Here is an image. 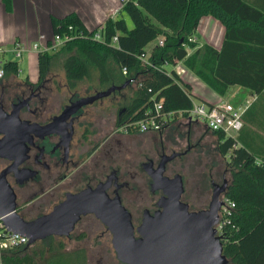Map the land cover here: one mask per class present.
<instances>
[{
    "label": "trees",
    "instance_id": "trees-1",
    "mask_svg": "<svg viewBox=\"0 0 264 264\" xmlns=\"http://www.w3.org/2000/svg\"><path fill=\"white\" fill-rule=\"evenodd\" d=\"M2 2L6 12L12 13L13 0ZM247 7L242 0H128L116 18L106 22L104 42L93 40L95 31H89L75 13L61 19L53 17L54 37H64L69 27L85 36L65 43L55 53L38 54L39 77L42 80L51 77L57 60H62L69 87L75 88L97 72L100 86L107 90L126 84L128 78L123 75L122 68L127 67L129 77L141 81L143 87H136L133 95L126 98L119 127L145 119L161 100L165 112H187L193 108L191 87L176 74L167 73V66L179 63L220 96H225L232 85L261 93L264 68H253L254 74L246 76L242 75L243 70L229 67V26L236 25V19L243 20L242 8ZM207 16L225 25L227 33L223 47L218 51L205 46L189 55L188 48L195 47L189 40L196 36L202 19ZM126 17L132 20V29ZM115 36L118 37L117 46L112 45ZM159 38L164 39V46L153 49L149 61L154 68H147L140 57ZM5 70L6 77H17L18 62H6ZM214 134L231 174L226 197L236 203L231 224L223 230L224 254L231 264H264V166L256 164L259 158L247 146H238L239 136L233 139L223 132ZM33 246L5 251L2 264H89L85 248L69 251L57 238H50L46 248L36 250Z\"/></svg>",
    "mask_w": 264,
    "mask_h": 264
},
{
    "label": "flooded vegetation",
    "instance_id": "flooded-vegetation-1",
    "mask_svg": "<svg viewBox=\"0 0 264 264\" xmlns=\"http://www.w3.org/2000/svg\"><path fill=\"white\" fill-rule=\"evenodd\" d=\"M9 78L0 79V118L19 109L21 122L43 127L34 129L26 137V129L18 127L17 141L21 143L22 139L27 140L21 146L15 144L12 147H17L13 149L7 146L5 157H0V174L8 172L6 179L17 196L18 212L27 221L49 214L66 200L68 194H78L89 187L96 188L101 183L109 182L108 196L111 199L119 196L122 205L131 214L134 227L138 228L146 212L154 215L159 210L158 202L163 195L162 191H153V180L148 171L158 169L164 158L175 155L166 165L164 176L173 178L182 175L180 170L184 167H178L176 163L179 161L188 165L201 146V136L194 124H187L186 131L178 128L169 135L167 130L159 133L122 131L118 126L122 117L121 110L118 112L115 130L102 135L99 108L105 99L111 98L116 92L108 98L83 106L77 113L59 120L55 126L47 129L57 117L63 115L67 107L81 99L96 96L101 90H89L81 96L69 89L71 95L68 103L56 109L52 102L55 95L52 77L21 82H11ZM8 138L9 134L0 135V140L6 139L8 144L12 143ZM123 160L126 164L122 165ZM184 187L182 201L189 205L190 211L203 210L193 207L191 201L185 199V180ZM141 201L146 204L140 205L143 214H139L140 207L138 215H135L132 204ZM51 203L54 204L52 210L42 212ZM80 224L85 238L96 236L99 244L108 242L111 235L112 243V233L94 214L83 216L76 228ZM102 227L106 230H100Z\"/></svg>",
    "mask_w": 264,
    "mask_h": 264
},
{
    "label": "water",
    "instance_id": "water-1",
    "mask_svg": "<svg viewBox=\"0 0 264 264\" xmlns=\"http://www.w3.org/2000/svg\"><path fill=\"white\" fill-rule=\"evenodd\" d=\"M129 85L127 81L123 86L111 87L96 96L77 101L46 128L55 126L59 120L77 113L85 105L125 90ZM19 112L18 109L0 118V135L9 134L8 141L12 140L10 144L6 139L0 140V157H5L7 146L18 143L21 146L27 140L17 141L18 127L26 129L25 137L34 129L43 128L38 124L21 122ZM175 157L164 158L158 169L148 171L153 180V191H162L163 195L158 202L159 210L154 215L146 212L138 228L134 227L131 214L122 205L119 196L114 199L108 196L109 182L96 188L89 187L78 194H68L66 200L49 214L27 221L18 212L17 196L7 182V171L0 174V218L10 231L26 236L28 246H32L53 236H71L83 216L94 214L112 233L113 248L118 260L124 264H231L224 254L222 237L217 235L216 229L223 207L221 197L226 196L228 188L227 181L223 186L214 185L208 209L191 212L189 205L182 201L185 192L182 175L173 178L164 176L166 165Z\"/></svg>",
    "mask_w": 264,
    "mask_h": 264
},
{
    "label": "crops",
    "instance_id": "crops-1",
    "mask_svg": "<svg viewBox=\"0 0 264 264\" xmlns=\"http://www.w3.org/2000/svg\"><path fill=\"white\" fill-rule=\"evenodd\" d=\"M242 1L249 7L242 8V21L236 19V25L229 26V67L239 68L244 71L242 75L248 76L254 74L253 68H264V0ZM121 5L122 0H13V12L7 13L0 0V48L10 52L16 41L31 48L42 37L50 40L54 37L52 18L61 19L72 13L80 17L89 31H94L106 24L111 10L118 9ZM226 33L227 29L219 19L213 16L203 18L195 36V47L188 48L189 55L205 46L220 51ZM160 39L163 38L158 40ZM158 40L148 46L149 55L157 46ZM25 54L29 55L30 62L36 55L33 52ZM38 77L39 74L36 78L28 77L27 80L36 81ZM181 80L191 87L193 105L197 103L213 106L228 102L239 108L251 103L243 116L244 127L237 134L241 140L238 146L245 145L259 159H264V90L256 93L247 87L232 85L225 96H220L191 71ZM187 124L205 126L208 130L205 124L196 121H187Z\"/></svg>",
    "mask_w": 264,
    "mask_h": 264
},
{
    "label": "rangeland",
    "instance_id": "rangeland-1",
    "mask_svg": "<svg viewBox=\"0 0 264 264\" xmlns=\"http://www.w3.org/2000/svg\"><path fill=\"white\" fill-rule=\"evenodd\" d=\"M126 20L129 28L132 29V20L129 17H126ZM37 57L38 54L34 55V59L30 62L28 54H25L21 59H16L12 53L2 55V60L16 61L22 70L19 77L12 76L11 79L9 78V81L13 82L15 80L21 82L27 80L28 77L32 79L36 78L39 74ZM168 69L171 70L172 68L168 67ZM51 77L53 78V88L55 90L52 102L56 109L68 103L71 95L69 89H73L74 93H79L81 96L86 95L89 90L94 91L98 89L104 91L100 86L99 74L97 72H93L90 79L79 83L75 88H69L62 60H57ZM135 88V86H132L130 89H125L103 101L99 108L102 135H107L110 131L115 130L114 126H117L118 112L125 107L124 103L126 98H130L133 95ZM178 128L182 131L187 130V120L185 118L179 117L171 124L166 132H168L167 134L169 135L173 130H177ZM195 130L198 135L201 136L202 140L199 151L193 155V161L188 165H183L184 163L179 161L176 165H178V167H184V169L180 171L186 183L187 193L185 199L191 201L193 207L206 210L213 197L215 189L213 184L223 186L227 181L229 186L231 182V174L228 171L227 158L223 156L219 150L218 137L214 133L206 131L202 126L196 127ZM123 163L126 164L125 160H123L121 164L123 165ZM82 185L83 183L81 186ZM223 199L224 196L221 197V200ZM53 205V203L46 205L42 212H50ZM140 205L146 206L142 201L137 204H132V208L135 209V215H138L140 207L141 210L139 214H143L142 206ZM100 230L105 231L106 229L105 227H102ZM82 231V226L80 224L69 239H57L63 241L69 251L76 248H85L88 252L90 264H124L117 258L116 252L111 243V235L108 242L98 244L95 238L96 236L87 239ZM48 245L49 239H46L35 243L33 247L38 250L43 247L46 248Z\"/></svg>",
    "mask_w": 264,
    "mask_h": 264
},
{
    "label": "built area",
    "instance_id": "built-area-1",
    "mask_svg": "<svg viewBox=\"0 0 264 264\" xmlns=\"http://www.w3.org/2000/svg\"><path fill=\"white\" fill-rule=\"evenodd\" d=\"M128 0H122V5L118 9H113L110 12V19H115L122 11L125 3ZM105 24L101 25L99 28L94 30L95 35L93 40L97 42H104L103 31ZM83 33L74 32L73 27H69L68 32L61 36H55L50 40L45 39L44 37L37 43H35L31 48H27L24 44L19 41H16L13 44V49L9 52L0 48V79L6 77L5 63L1 59L2 55L7 53L14 54L16 59L23 58L24 54L27 52H33L36 54H45V53H55L60 50L65 43L70 42L74 39L84 37ZM192 43L196 42V38L192 37L189 40ZM112 45H118V37L115 36L112 39ZM157 46H164V39H160L157 42ZM150 55L148 53L142 54L140 60L143 66L149 68L153 67V64L149 61ZM169 67V66H167ZM166 67V68H167ZM189 70L184 66V64L179 63L176 66H172V70H168V74H176L180 79L185 76ZM21 70H19V74ZM122 73L128 78L130 82L129 86H135L137 88H142L143 83L137 79L129 77V70L127 67L122 68ZM251 103L246 104L245 106L236 108L231 103L224 102L218 105L209 106L206 104H197L194 103L193 108L187 112H165L164 111V101L161 100L155 103L153 110H151L145 119L135 122H128L121 127L122 131L132 132L138 130L141 133H159L168 129L171 124L176 121L179 117L185 118L187 121H196L202 124H205L209 131L223 132L229 138L236 139L237 134L243 129L244 121L243 116L246 111L249 109ZM187 115V116H185ZM256 164L259 166H264L263 159H257ZM223 207L219 213V223L216 226L217 235L223 236V230L226 226L231 224V219L234 215L236 203L226 196L222 200ZM29 239L26 236H23L18 233L10 231L4 224L3 219L0 218V264H2V257L5 251L10 249H17L28 246Z\"/></svg>",
    "mask_w": 264,
    "mask_h": 264
}]
</instances>
